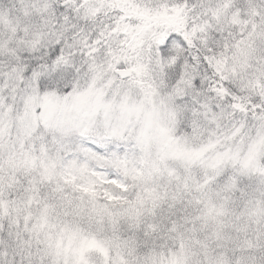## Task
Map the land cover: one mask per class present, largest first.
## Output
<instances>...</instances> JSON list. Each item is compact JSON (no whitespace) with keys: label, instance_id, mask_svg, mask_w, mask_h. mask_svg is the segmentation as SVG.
<instances>
[{"label":"snow or ice","instance_id":"1","mask_svg":"<svg viewBox=\"0 0 264 264\" xmlns=\"http://www.w3.org/2000/svg\"><path fill=\"white\" fill-rule=\"evenodd\" d=\"M0 264H264V0H0Z\"/></svg>","mask_w":264,"mask_h":264}]
</instances>
